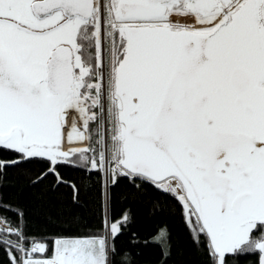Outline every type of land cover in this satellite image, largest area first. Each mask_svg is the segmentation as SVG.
<instances>
[{
	"label": "snow or ice",
	"instance_id": "1",
	"mask_svg": "<svg viewBox=\"0 0 264 264\" xmlns=\"http://www.w3.org/2000/svg\"><path fill=\"white\" fill-rule=\"evenodd\" d=\"M36 161L73 206L59 169L94 174L103 215L0 216L8 264H129L122 182L174 197L207 264H264V0H0V182ZM145 243L167 264L166 226Z\"/></svg>",
	"mask_w": 264,
	"mask_h": 264
},
{
	"label": "trees",
	"instance_id": "2",
	"mask_svg": "<svg viewBox=\"0 0 264 264\" xmlns=\"http://www.w3.org/2000/svg\"><path fill=\"white\" fill-rule=\"evenodd\" d=\"M42 171H46V165L40 161L9 170L7 178L0 182V203L9 205L10 209H0V216L15 221V213L22 212L26 231L37 237L54 231L60 221L70 216H79L91 226L101 222L103 208L98 178L94 174L78 167L65 166L59 169L69 184L75 183L81 189L79 206H73L71 188L63 185L54 187L52 175L43 182L30 183ZM110 211L114 217H119L125 211L129 213L130 223L117 241L127 253L129 264H160L159 247L145 243L160 226H166L170 233L171 254L167 264H207L203 245L193 243L181 206L170 194L151 186H145L137 192L122 182L114 189ZM251 259L249 256H237L233 258L232 264H251ZM0 264H8L3 252H0Z\"/></svg>",
	"mask_w": 264,
	"mask_h": 264
},
{
	"label": "bare ground",
	"instance_id": "3",
	"mask_svg": "<svg viewBox=\"0 0 264 264\" xmlns=\"http://www.w3.org/2000/svg\"><path fill=\"white\" fill-rule=\"evenodd\" d=\"M86 146H87V142H85V143H74V144L65 143L64 149L68 150L69 148H85Z\"/></svg>",
	"mask_w": 264,
	"mask_h": 264
},
{
	"label": "built area",
	"instance_id": "4",
	"mask_svg": "<svg viewBox=\"0 0 264 264\" xmlns=\"http://www.w3.org/2000/svg\"><path fill=\"white\" fill-rule=\"evenodd\" d=\"M106 139H107V137H106Z\"/></svg>",
	"mask_w": 264,
	"mask_h": 264
}]
</instances>
